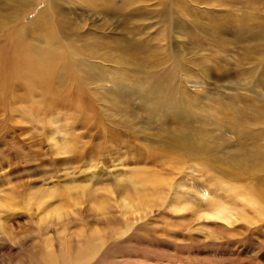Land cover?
<instances>
[{"label": "rangeland", "instance_id": "374dc122", "mask_svg": "<svg viewBox=\"0 0 264 264\" xmlns=\"http://www.w3.org/2000/svg\"><path fill=\"white\" fill-rule=\"evenodd\" d=\"M38 1L0 0L16 54L60 58L37 51L54 28L77 47L69 64L100 61L91 84L111 106L59 89L57 60L18 74L13 40L0 45V85L13 77L0 93V264L86 223L111 246L105 264H264V0H59L53 24L33 27V10L14 24ZM144 5L148 34L129 18ZM69 21L91 31L69 37Z\"/></svg>", "mask_w": 264, "mask_h": 264}, {"label": "bare ground", "instance_id": "6f19581e", "mask_svg": "<svg viewBox=\"0 0 264 264\" xmlns=\"http://www.w3.org/2000/svg\"><path fill=\"white\" fill-rule=\"evenodd\" d=\"M148 0H140V3H147ZM42 4H44V7H40ZM135 5V4H133ZM29 7L27 11L18 14L15 19H14V24L17 23L18 19L25 20L24 18L28 15L31 14V11L33 10L34 12H37L36 16L34 17V20L32 23H30L33 27H39L41 25L44 26H49L53 23L49 22L48 19L53 15H56V18H58L59 14L62 15V11H60V5H59V0H40L35 3V5L31 8V3L27 2L23 5V8ZM136 6V5H135ZM142 6V5H141ZM145 9L146 8V13L147 16L143 19L138 18V13L135 12L137 9H140L139 12H144L142 9L139 7L137 9H133L130 12V19L133 20V27L135 26L137 29H134L135 32H138L142 34L143 32L145 34L150 33V28L152 27L150 24H145L147 20L149 19L148 14L150 13V10H152V5H144L143 6ZM153 14V12L151 13ZM13 24V19L11 20ZM74 21H69V25L65 31L67 36H71L72 34L75 35L77 38L78 36L82 34H89L91 29L88 26V22H85V26H80V24L75 25L73 23ZM72 23V24H71ZM9 22L5 24V21L0 22V34L4 37L2 41H0V45L5 43L8 40H13L14 42V54L17 57V62L15 63L16 70L18 74H23L24 72L30 73V75H35L37 71H40L41 69L45 70H51L52 67L55 65V61L57 60L56 63H60L61 65L65 67H60L57 69V74L60 77H63V80L61 81V87L59 89H67L69 93H77L79 92L82 97L84 98V104L86 106H102L105 105V107H110L111 103L107 100L105 97V88L103 87L102 82H98L96 85V88H94L92 73L93 72H99L98 70V64L95 63L94 61H99V60H94L90 61L89 58H84L82 57V53L75 54L74 57L71 59V62L69 64L68 57H66V53L70 52L72 50H76L77 47H71L68 44H62L60 37H62L57 30L54 28L50 29V40H43L42 44L37 48L38 52H52L56 51L57 48L58 50H61V57L54 58L51 60V63H45L48 65V68L44 64H38V65H33L32 62L23 60L28 54L24 53L22 55L16 54L20 53L19 49L17 50L16 47L19 48L20 46V41H15V33L19 29H15L14 25H10ZM131 24V25H132ZM145 25L143 30L139 29V26ZM24 28V26H22ZM83 28L82 30H86V32L78 35L80 33V29ZM15 35V36H14ZM78 35V36H77ZM65 40V37H63V42ZM38 42H41L40 40ZM64 50V51H63ZM93 51V50H92ZM92 51H87L85 52L86 54L91 53ZM83 55H86V54ZM80 55V56H79ZM79 56V57H78ZM10 58V62L13 63V58L12 57H6ZM100 62V61H99ZM26 68L24 67V65ZM6 66V65H5ZM41 70V73H44L45 71ZM47 72V71H46ZM101 76L103 77V72L100 71ZM111 76H114L115 73L110 72ZM264 77V73L261 75ZM104 78V77H103ZM13 77H7L6 81L4 82L3 85H0V93H4L6 90L5 87H8L10 84L13 83L12 81ZM102 81H104L102 79ZM57 83V82H56ZM56 87V85H55ZM51 88V85L48 84V90L46 95H51L53 99L54 93L56 91L51 92V89L57 90V88ZM93 90H96V94ZM60 92V91H59ZM67 93V91H66ZM58 94V93H56ZM102 95V99L99 98V96ZM59 97H56V99ZM49 99V98H48ZM55 99V98H54ZM101 100L99 103L98 101ZM53 104V103H51ZM49 105V104H48ZM97 108V107H96ZM248 129V128H246ZM234 131H237V134H247V131L241 128H235ZM255 138H258L255 136ZM72 199V198H71ZM76 206V205H75ZM58 211V210H57ZM57 213V212H56ZM212 214H217L219 215L216 211L215 213ZM211 214V215H212ZM104 220V219H103ZM111 222V221H110ZM80 223V222H79ZM82 224V223H81ZM87 224V223H86ZM86 224H83L85 228H81L83 231H78L79 233L76 234V236L72 237L70 236V233L65 236H48L45 235L44 242L41 245H36L34 251H30L27 255L26 258H24V262L21 264H105V245L108 243L105 239L100 237L99 235L96 236L95 238L93 236H90L89 229L87 228ZM89 224V223H88ZM90 227V226H89ZM3 231V230H2ZM99 231V230H98ZM123 231V230H122ZM127 231V230H126ZM139 229L135 228L131 234H138ZM124 234L126 232L124 231ZM120 234V235H124ZM105 235V234H103ZM139 236V235H137ZM119 237V236H118ZM124 237V236H123ZM135 236H130V239H134ZM129 238V237H128ZM121 239H123L121 237ZM120 239V241H121ZM116 239H114L115 241ZM119 240V239H118ZM124 240V239H123ZM111 242V241H109ZM120 243V242H119ZM116 244V243H115ZM114 244V245H115ZM107 244L106 246H108ZM124 244H119L118 247L120 251L118 254H120L121 257L125 258L126 252H121L125 249ZM110 246V245H109ZM111 247V246H110ZM116 247V246H115ZM109 249V248H108ZM107 249V250H108ZM118 249V248H117ZM107 253H109L107 251ZM40 255V256H39ZM42 257L40 260L37 259L38 257ZM106 257V256H105ZM122 258V259H123ZM120 259V260H122ZM126 260V259H125Z\"/></svg>", "mask_w": 264, "mask_h": 264}]
</instances>
